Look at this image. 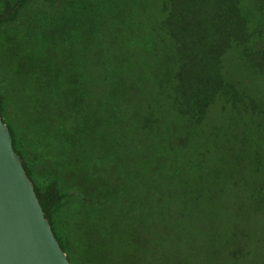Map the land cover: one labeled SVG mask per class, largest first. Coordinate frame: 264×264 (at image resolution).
<instances>
[{"label":"trees","instance_id":"16d2710c","mask_svg":"<svg viewBox=\"0 0 264 264\" xmlns=\"http://www.w3.org/2000/svg\"><path fill=\"white\" fill-rule=\"evenodd\" d=\"M30 1L0 10L29 148L0 111L69 261L264 264V0H51L60 64L3 29ZM114 148L123 170L88 169Z\"/></svg>","mask_w":264,"mask_h":264},{"label":"water","instance_id":"95a60500","mask_svg":"<svg viewBox=\"0 0 264 264\" xmlns=\"http://www.w3.org/2000/svg\"><path fill=\"white\" fill-rule=\"evenodd\" d=\"M0 264H72L45 216L1 111Z\"/></svg>","mask_w":264,"mask_h":264},{"label":"rangeland","instance_id":"374dc122","mask_svg":"<svg viewBox=\"0 0 264 264\" xmlns=\"http://www.w3.org/2000/svg\"><path fill=\"white\" fill-rule=\"evenodd\" d=\"M5 0H0V10L3 7V3ZM9 2H14V0H8ZM59 8V2L58 1H51V0H31L27 6L22 10L19 18H17L16 22L14 24H19L24 20V30L21 31L20 34L16 33L18 32L14 26V24H5L3 26V29H10L11 33L10 37L12 39L11 42L18 43H24V51L27 52L28 56H34L33 62H49L56 60L58 64L61 63L62 57L64 55V52L70 53L72 50V47L74 45V42H71L70 44L67 42L66 44L63 41L62 38V32L59 29L61 25H55L56 27H52L50 24L52 21L47 20L45 16L46 12H56V10ZM61 14V13H60ZM38 16H41L42 19L38 22L36 21V18ZM45 16V17H44ZM62 17V14H61ZM60 17V18H61ZM32 21V22H31ZM37 24V30H34V32L38 35V38L31 37L30 33V27H33ZM14 26V27H13ZM13 27V28H12ZM14 29V30H13ZM16 30V31H15ZM23 31H27L22 33ZM74 34V31H73ZM34 35V34H33ZM5 44V41L3 38H0V44ZM1 47V45H0ZM3 48V47H2ZM33 51V53L31 52ZM29 62V61H28ZM8 72L7 68H1L0 67V93L4 94L6 97V109H7V121L12 125L15 132L17 133L18 139L23 140V144L26 145L27 148L30 147V141L27 137H25V131L23 128H26L23 124H20L17 122V112L14 108V94L12 93V87H9V81H8ZM117 152L119 153L118 155ZM121 151H118V148H114L112 152L109 154L108 149H105L103 152L96 153L94 149L92 150V154H90V164L89 168L92 169H98L99 175L103 174L102 170L107 169L106 173L110 172L113 169L117 170H123V166L125 164V158H124V152L120 153ZM65 181H68L66 179ZM69 184V183H68ZM75 188V187H74ZM71 188L72 191L76 192V188ZM69 189V188H68ZM71 203L69 206L63 208L60 212V216L58 215L57 218L64 219L66 216V213H69L70 208L76 207L73 202V198L71 199ZM259 229V228H258ZM260 235L264 237V225L262 230H260ZM257 242V239H255Z\"/></svg>","mask_w":264,"mask_h":264}]
</instances>
